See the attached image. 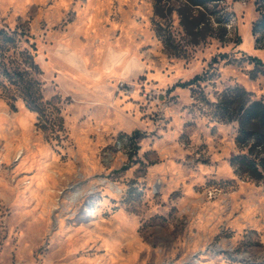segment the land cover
I'll use <instances>...</instances> for the list:
<instances>
[{
  "label": "rangeland",
  "instance_id": "1",
  "mask_svg": "<svg viewBox=\"0 0 264 264\" xmlns=\"http://www.w3.org/2000/svg\"><path fill=\"white\" fill-rule=\"evenodd\" d=\"M184 2L0 0L48 101L0 90V264H264V180L219 108L237 87L264 101V0L185 8L199 42Z\"/></svg>",
  "mask_w": 264,
  "mask_h": 264
},
{
  "label": "trees",
  "instance_id": "2",
  "mask_svg": "<svg viewBox=\"0 0 264 264\" xmlns=\"http://www.w3.org/2000/svg\"><path fill=\"white\" fill-rule=\"evenodd\" d=\"M157 12L164 10L163 0H156ZM171 4V0H167ZM221 0H185V7H181L182 23L190 34H194L196 40L205 36L206 22L202 18H190L185 8L198 7L202 9L217 7ZM218 21L222 28L221 36L227 34V19L219 16ZM224 23V24H222ZM264 25V17L260 21ZM161 27V26H160ZM162 28H160L161 30ZM258 30V28H255ZM161 34V32H160ZM18 30L11 29L9 26H0V90L8 98L14 108L16 100L22 98L26 105L36 110L40 114L46 111L44 94L41 81L38 77L42 73L39 63L35 60V53L28 48H21V38L18 36ZM29 40V37L26 39ZM171 36H164V42L171 49L173 41ZM196 42V43H197ZM12 52V53H11ZM251 60L257 64L264 62L257 56H250ZM202 78L196 74L193 78L186 81H178L175 86L187 87L193 85ZM238 99V105L231 109V105ZM220 113L228 119H237L239 121L238 134L236 141L241 146H246L247 151H240L232 158L236 169L245 174H249L256 179L264 180V101L250 100L248 92L237 87L229 93V97L219 103Z\"/></svg>",
  "mask_w": 264,
  "mask_h": 264
},
{
  "label": "clouds",
  "instance_id": "3",
  "mask_svg": "<svg viewBox=\"0 0 264 264\" xmlns=\"http://www.w3.org/2000/svg\"><path fill=\"white\" fill-rule=\"evenodd\" d=\"M128 69L133 74L140 71L139 61L135 57L128 59Z\"/></svg>",
  "mask_w": 264,
  "mask_h": 264
}]
</instances>
